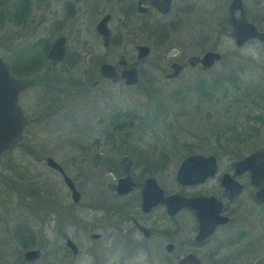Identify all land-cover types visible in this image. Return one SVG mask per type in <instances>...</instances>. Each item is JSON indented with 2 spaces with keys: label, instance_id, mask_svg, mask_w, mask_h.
I'll return each instance as SVG.
<instances>
[{
  "label": "rangeland",
  "instance_id": "1",
  "mask_svg": "<svg viewBox=\"0 0 264 264\" xmlns=\"http://www.w3.org/2000/svg\"><path fill=\"white\" fill-rule=\"evenodd\" d=\"M217 1L175 0L168 16L161 20L160 40L142 38V43L147 44L151 52L140 64V82L136 86L102 81L94 87H85L75 82L80 77L78 71L68 73L57 70L53 73L45 68L40 73L17 72L20 74L18 77L25 81L18 102L30 118V123L24 131L22 144L0 158V213L7 218L6 221L0 216V245L4 239L2 236L9 233L8 229H12L17 219L22 218L21 214L28 210H41L37 206H42L45 198L49 199L51 209L73 211L85 221L97 220L104 212L125 201L109 197L108 188L102 180L103 176L109 178L106 173L77 164V142L81 141L84 146L92 142L95 133L106 126V121L130 118L138 123L140 119L147 122L143 124L142 131L147 134L142 139L145 142L142 146L155 152H173L167 169L161 174L162 180H159L167 186L170 179H165V174L173 173L172 164L180 160L187 147L202 153L211 152L219 146L245 153L264 144V56L260 54L264 48L254 41L238 48L228 37L219 35L216 20L225 9L215 6ZM17 44L22 43H9L12 47ZM211 46H215L222 55L221 61L211 69L200 71L198 67L184 66L175 79L164 77V73L168 72L166 65L169 58L200 54ZM129 50L128 41L123 42L119 49ZM11 60L14 61L8 57V61ZM229 69L237 70L239 81L234 86H228L226 91L218 88L205 102H198L194 95L189 101L174 100L171 96L176 88L193 85L199 79L210 81ZM158 103L167 106L165 122H152L145 116ZM255 114L260 118L256 122L251 119ZM136 130L131 128L130 131ZM231 135L235 137L228 138ZM119 136L114 134L109 146L115 158L126 148ZM45 154L61 164L65 173L75 181L81 195L77 205L72 204L61 179L44 165L42 157ZM37 188L38 193L34 191ZM46 190L49 195L43 193ZM33 198H36V205L29 204ZM181 218L183 227L171 257L179 256L188 247L182 241L187 238L188 217L183 214ZM54 219L51 217L48 225L44 226L48 238L46 247L56 250L49 264H64L69 260H74L76 264H99V261L101 264H167V256H164L166 254L156 239L148 240V248L143 249L131 246L133 240L129 241L116 232L110 233L111 230L107 229L95 230L100 237L93 243L83 233L85 228L57 225ZM61 228L80 247L77 255H60L63 245L59 237ZM88 245L93 247V251L86 252ZM196 253L205 264V247H199Z\"/></svg>",
  "mask_w": 264,
  "mask_h": 264
},
{
  "label": "flooded vegetation",
  "instance_id": "2",
  "mask_svg": "<svg viewBox=\"0 0 264 264\" xmlns=\"http://www.w3.org/2000/svg\"><path fill=\"white\" fill-rule=\"evenodd\" d=\"M156 1L158 0H0V58L11 74V71L40 73L45 68L53 73H56L57 70L61 72L66 70L68 73L78 71L80 72L78 80L85 87H94L102 81L121 82L125 85L123 80L112 81L109 79H101L93 85L83 83L81 76L85 69L86 57L101 55L105 62L114 65L115 70L120 71L122 66L118 64V60L123 58L127 63L133 62L138 55L137 46L144 45L149 50L143 57L137 59L135 64L138 82L134 85H125L136 86L140 82V64L151 52L150 47L142 43V38L153 41L160 40L161 20L168 16L175 3V0H169L168 11L162 13L152 4ZM240 2L246 21L257 32L264 33V0H240ZM229 3L230 0H219L214 4L223 6L225 9L219 18L226 13ZM89 14L91 19H89L90 16L86 18ZM104 17H106L104 22L106 35H103L97 27ZM217 33L226 36L219 33L218 30ZM57 39L63 41L64 57L61 61L49 63L46 56L51 44ZM13 41L22 44L12 47L9 43ZM125 41L130 42L131 50L119 51ZM253 41L264 48V40L258 38L249 39L241 46ZM206 50L218 51L215 46ZM204 51L200 54H189L185 58L178 56L169 58L166 65L168 72L164 73V77L175 79L184 66L198 67L200 71H207L221 61L222 55L219 61L207 69H202L198 63L193 66L188 65L186 62L188 56H200ZM261 52V56H264V51ZM8 57L14 61H8ZM173 63H177L181 67L174 77L168 78L166 74L172 71ZM19 105L23 110L20 103ZM23 113L30 123V118L24 110ZM129 114L134 115L133 113ZM140 120L139 123L130 118L106 121V126L102 128V131L95 133L96 136L92 142H88L86 146L81 141L77 142L78 166L86 165L87 168L98 169L106 173L109 178L103 176L102 180L108 188L109 197L125 201L119 202L114 209L104 212L97 220L85 221L73 211L51 209L49 199L45 198L43 205L37 206L41 210L37 212L28 210L22 213V218L19 221L17 219L11 230L8 229L9 233L2 236L4 239L0 245V264H49L50 258L56 254V250L46 247L48 238L44 232V226L48 225L51 217H55L54 222L57 225L73 226L76 229L85 228L83 233L93 243L100 237V234L94 231H106L107 229L111 230L110 233L116 232L127 237L129 241L133 240L134 242L132 244L130 242L129 245L143 247V249L148 248L146 244L148 240L156 239L159 247L166 254L164 256H167L165 258L167 264H177L178 260L187 253L194 254L200 260L199 264H203L202 259L196 253L199 247H205V264H264V260H260L264 256V195H257L258 192L264 191V169L261 168L254 173L243 169L235 173L236 162L264 144L249 150L245 149L247 150L245 153L239 152L238 149L220 146L208 153L190 150L179 161L172 164V174H165V179H170V185L167 186L159 180H162L161 174L167 169L170 155L173 156V152H165V150L155 152L150 147H143L145 142L142 139L147 133L142 131L145 122ZM124 122H126L125 125ZM131 128L138 130L130 131ZM114 134L120 135L119 137H122L126 144V148L116 158L113 156V150L109 147L112 145ZM12 150L7 151L11 152ZM6 154L5 151L0 155V158ZM193 154L212 156L214 171L201 182L181 185L175 180L176 170L183 158ZM47 155L50 156L45 154L42 157L43 163ZM123 157H126L130 162L128 175L134 185L129 191L117 193L115 185L118 179L124 176L122 167L125 165H122L121 162ZM84 161L87 164H84ZM59 165L65 173L64 167ZM256 165L262 164L256 163ZM196 167L204 170L209 169L210 163L209 161L202 162ZM47 168L53 171L63 183L61 175L56 170ZM114 168L118 169L117 173L113 172ZM189 172L193 173V171ZM149 177L155 179L163 196L177 194L187 198H205L206 200L203 199L192 207H181L173 214L167 213L162 203H156L143 209L141 192L145 180ZM224 177L226 180L223 182ZM71 181L78 191L75 181L72 179ZM43 182L48 185V182ZM63 185L65 186L64 183ZM38 190L37 188L34 191L38 193ZM66 190L70 197L69 190L67 188ZM43 193L49 195L47 190ZM78 193L80 200L81 195L79 191ZM35 200L36 198H33L29 204L36 205ZM79 200L76 204H72L77 205ZM197 210L202 211L200 216H197ZM183 214L188 217V225L186 226L187 238L182 241L186 242L188 247L179 256L171 257L179 242L177 236L183 227L181 218ZM1 218L7 221L6 216H1ZM63 228L59 234L63 241L60 255L75 256L80 247L63 232ZM200 229L204 231V235L197 238ZM110 233L109 235H111ZM66 240H69L73 246L67 244ZM92 248L88 245L86 252L93 251ZM28 250H37V257L25 261L24 254ZM74 262V260H69L64 264H76ZM99 264H101L100 261Z\"/></svg>",
  "mask_w": 264,
  "mask_h": 264
},
{
  "label": "water",
  "instance_id": "3",
  "mask_svg": "<svg viewBox=\"0 0 264 264\" xmlns=\"http://www.w3.org/2000/svg\"><path fill=\"white\" fill-rule=\"evenodd\" d=\"M152 4L162 13H166L169 9V0H158L152 2ZM105 20L106 17H104L97 26L98 30L103 35L107 34L104 27ZM216 25L218 32L229 37L236 47L241 46L245 41L252 38L264 40V33L257 32L255 28L246 21L240 0H230L226 13L217 20ZM136 49L138 51L136 60L143 57L149 50L148 47L144 45L137 46ZM64 51L63 41L57 39L51 44L46 60L49 61V63L61 61L64 57ZM220 59V52L205 50L200 56H188L186 62L190 66L198 63L202 69H207ZM136 60L127 63L123 58H120L118 64L122 66V69L116 71L115 66L105 62L101 55H88L86 57V65L81 76V81L87 85H93L101 79H109L112 81L123 80L125 85H134L138 82L137 70L135 67ZM171 67L172 71L166 74L168 78L174 77L181 66L177 63H173ZM24 88L25 81L19 77L13 76L0 58V155L7 150L19 147L23 142L24 131L29 120L19 105L18 95ZM213 160L212 156H203L200 154L186 156L181 160L176 170L175 180L181 185L201 182L205 177L213 173ZM206 161L210 163L209 169L204 170L196 167L199 163ZM121 162L122 165H125L122 167L124 176L119 178L115 185L117 193L129 191L134 185L128 175V165L130 162L126 157H123ZM44 163L47 167L56 170L61 175L63 183L69 190L72 203L76 204L79 200V193L75 189L71 179L64 173L62 167L48 155L44 158ZM256 163H261L262 165L259 166L256 165ZM261 168L264 169V145L252 151L250 155L238 160L235 164V173L243 169H248L254 173ZM189 171H193V173ZM225 180L226 177L223 178V182ZM253 183L256 184V182ZM258 194L264 195V191L258 192L257 195ZM203 199L205 198H187L177 194L163 196L161 188L152 177L145 180L141 192V205L143 209H147L156 203H162L169 214H173L181 207H192L195 203ZM196 212L197 216H200L202 213L201 210H197ZM201 230L202 229H200L197 238L203 237L204 231ZM66 243L73 246L69 240H66ZM37 255V250H28L24 254V259L28 261L37 257ZM260 260H264V256L261 257ZM199 263L200 260L192 253L185 254L177 262V264Z\"/></svg>",
  "mask_w": 264,
  "mask_h": 264
},
{
  "label": "trees",
  "instance_id": "4",
  "mask_svg": "<svg viewBox=\"0 0 264 264\" xmlns=\"http://www.w3.org/2000/svg\"><path fill=\"white\" fill-rule=\"evenodd\" d=\"M211 49L213 46L210 47ZM64 67V66H63ZM238 70V68H236ZM237 70H227L222 75H216L212 80L206 81L203 79L197 80L193 85H184L182 87L176 88L172 93L171 96L174 97V100H185L189 101L193 99V95L197 99L198 102H205L207 101L211 96L212 93L217 90L218 88L221 90L226 91L228 86L235 85L239 81V76L237 73ZM12 72V75L14 76H20L17 72ZM76 84H81L79 80H75ZM225 92L222 93V96H224ZM192 95V96H191ZM166 104L158 103L156 104L155 108L148 111V114L145 115L149 119V121L157 122L161 120L162 122H165L166 117L168 116V113L166 112ZM147 112V111H146ZM251 116V119L256 122V119L260 120L259 116L255 114ZM145 118V117H144ZM248 118V120H251ZM141 121V120H140ZM147 122H145L146 124ZM124 125L126 122L123 123ZM122 125V124H121ZM117 129V128H116ZM256 132V128H253ZM235 137L234 135L229 136L228 138L233 139ZM243 140V139H241ZM186 145V144H185ZM188 149H184V151L189 152L191 148L187 147ZM7 154H9V151H6ZM114 173L118 172L117 168H114Z\"/></svg>",
  "mask_w": 264,
  "mask_h": 264
}]
</instances>
